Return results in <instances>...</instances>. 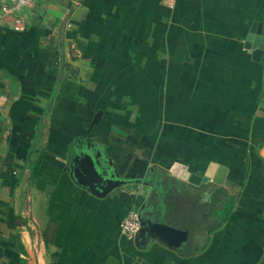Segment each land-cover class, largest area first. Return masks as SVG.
Returning <instances> with one entry per match:
<instances>
[{
	"label": "crops",
	"instance_id": "obj_1",
	"mask_svg": "<svg viewBox=\"0 0 264 264\" xmlns=\"http://www.w3.org/2000/svg\"><path fill=\"white\" fill-rule=\"evenodd\" d=\"M3 7L0 264H264V63L243 46L253 23L264 37V0ZM82 143L120 178L138 179V193L97 198L75 183L71 152ZM173 163L227 173L222 186H195L171 176ZM215 188L234 207L194 251L191 232ZM141 206L188 229L186 243L138 249L121 237L120 221Z\"/></svg>",
	"mask_w": 264,
	"mask_h": 264
},
{
	"label": "water",
	"instance_id": "obj_2",
	"mask_svg": "<svg viewBox=\"0 0 264 264\" xmlns=\"http://www.w3.org/2000/svg\"><path fill=\"white\" fill-rule=\"evenodd\" d=\"M261 24L253 23L251 29L244 40V49L255 62H260L263 58L264 63V37L261 35ZM98 116L95 117V121ZM77 151L72 149V159L69 164V175L81 188L97 198L107 196L114 197L119 195V191L131 190L138 193V179L127 180L120 178L115 171L109 168L110 162L102 159L100 153L95 155L89 151L88 146L81 144ZM227 169L217 164L211 163L202 175H196L187 170V167L173 163L170 167L172 177L180 181L187 182L191 185L199 186L200 184L213 183L222 186ZM145 207L141 206L138 210L140 215V229L133 239L134 246L138 249L149 245L150 241L159 242L169 249L179 248L186 243L190 231L173 228L163 222L155 221L153 216L144 215ZM211 225L207 213L201 216L195 229L191 232L193 241V250L205 246L209 226Z\"/></svg>",
	"mask_w": 264,
	"mask_h": 264
},
{
	"label": "built area",
	"instance_id": "obj_3",
	"mask_svg": "<svg viewBox=\"0 0 264 264\" xmlns=\"http://www.w3.org/2000/svg\"><path fill=\"white\" fill-rule=\"evenodd\" d=\"M39 0H0L4 5L3 12L5 15H11L14 10L25 8L37 3ZM15 29L21 30V22L15 21ZM140 229V215L137 209L129 211L119 223V234L121 237L132 241Z\"/></svg>",
	"mask_w": 264,
	"mask_h": 264
},
{
	"label": "trees",
	"instance_id": "obj_4",
	"mask_svg": "<svg viewBox=\"0 0 264 264\" xmlns=\"http://www.w3.org/2000/svg\"><path fill=\"white\" fill-rule=\"evenodd\" d=\"M59 70L61 72L63 71H71V69L69 68V66L64 63L63 61L60 64ZM50 74L57 76V70H51L49 71ZM71 73H73L71 71ZM58 80V84H57V88L59 87V84L62 80V77H60L58 75L57 77ZM216 189V188H215ZM217 190V189H216ZM215 190V198L217 199L216 196H220V199H218V202L221 203V206L219 208H215L213 211L210 212V222L211 225L209 226V233H212L216 230H219L220 228H222V226L226 223L228 215L231 213L233 207H234V203H235V198L232 196H229L227 194H225L224 191H221V189Z\"/></svg>",
	"mask_w": 264,
	"mask_h": 264
},
{
	"label": "rangeland",
	"instance_id": "obj_5",
	"mask_svg": "<svg viewBox=\"0 0 264 264\" xmlns=\"http://www.w3.org/2000/svg\"><path fill=\"white\" fill-rule=\"evenodd\" d=\"M40 1H42V0H39V2H40ZM67 85H68V84H67ZM76 85H77V84H76ZM62 89L64 90V88H61V90H62ZM63 90H62V91H63ZM217 190H219V188H217ZM217 190H216V191H217ZM216 197H217V199L215 198V199H216V200H215L216 202H213V203L210 205V209H211L210 211H213V210H214L215 205H216L217 208H219V207L221 206V203L218 202V199H220V196H216ZM220 200H221V199H220ZM213 206H214V207H213Z\"/></svg>",
	"mask_w": 264,
	"mask_h": 264
}]
</instances>
